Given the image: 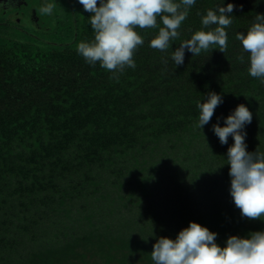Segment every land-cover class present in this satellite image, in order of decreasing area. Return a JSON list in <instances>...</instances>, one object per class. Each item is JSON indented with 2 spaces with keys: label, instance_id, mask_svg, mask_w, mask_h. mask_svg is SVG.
<instances>
[{
  "label": "trees",
  "instance_id": "16d2710c",
  "mask_svg": "<svg viewBox=\"0 0 264 264\" xmlns=\"http://www.w3.org/2000/svg\"><path fill=\"white\" fill-rule=\"evenodd\" d=\"M63 1L66 19L60 6L40 11L52 0H27L30 8L0 20L10 28L0 31V264H152L155 240L174 238L189 221L215 231L221 246L229 235L264 229V220L240 215L229 193L231 135L221 145L211 130L244 103L252 113L246 150L264 151V83L248 75L234 28L227 27L220 56H207L218 49L193 57L186 50L175 68L169 59L220 0H196L165 52L148 46L157 29H137L144 43L136 67L118 79L77 53L93 36L90 13L78 0ZM230 2L237 16L264 5ZM253 19L234 17L233 25ZM209 91L223 103L200 130L196 105ZM171 178L178 189L167 187ZM97 207L114 214L102 218L103 231L94 227Z\"/></svg>",
  "mask_w": 264,
  "mask_h": 264
},
{
  "label": "clouds",
  "instance_id": "9594fccd",
  "mask_svg": "<svg viewBox=\"0 0 264 264\" xmlns=\"http://www.w3.org/2000/svg\"><path fill=\"white\" fill-rule=\"evenodd\" d=\"M12 0H0V7ZM196 0H78L90 13L89 24L93 32L90 40L78 43L76 51L89 65L99 66L118 79L126 68H135L134 53L144 43L137 29H157L149 47L161 52L169 50L179 37L182 22L187 18ZM259 2V0H256ZM233 4L224 0L201 16V27L178 47L172 49L169 59L176 66L184 63L185 51L192 57L209 49L224 53L227 47V27L232 24ZM53 4L45 2L40 11L51 14ZM159 18V26L157 24ZM248 56L247 72L250 77L264 83V13H255L252 23L236 37ZM172 48V47H171ZM243 62L244 56H237ZM167 63V60L165 61ZM223 103L220 93L209 91L197 102L198 118L195 127L202 129L213 116L214 109ZM212 124L211 130L221 145L232 143L226 152L230 177L229 193L240 215L248 219L264 220V151H248L245 143V125L252 113L239 103L223 124ZM199 175V174H198ZM217 233L196 221H189L174 238L158 237L152 245V264H264V229L251 231L246 236L229 235L223 246L216 242Z\"/></svg>",
  "mask_w": 264,
  "mask_h": 264
},
{
  "label": "rangeland",
  "instance_id": "374dc122",
  "mask_svg": "<svg viewBox=\"0 0 264 264\" xmlns=\"http://www.w3.org/2000/svg\"><path fill=\"white\" fill-rule=\"evenodd\" d=\"M53 1V5H54V7L56 8L57 6H60V9L61 10H63L64 11V4H65V6H66V3L63 1V0H57V2H55V0H52ZM73 2L74 3H76V0H73ZM21 7H24L23 9L25 10V9H27V8H30V7H28V6H24V5H22ZM33 8V7H32ZM16 8H9V10H5L6 12H4L3 13V15H0V20L3 18V17H6V19L4 20V22H9V13H13V11L15 10ZM55 10V9H54ZM55 12H56V10H55ZM1 13V12H0ZM261 13H264V5H263V7H262V11H261ZM5 14L6 15H8V17L7 16H5ZM57 15H58V17H62V18H64V19H66L67 18V15H68V11H64V12H60V14H58L57 13ZM233 15V18H232V24L229 26V28H231V30L234 28V33L236 34L237 32H243V31H245L246 29H247V27L250 25H241L240 23H238V22H236V24H235V26L233 25V20H234V17H236L238 20H243V19H252V18H254V16H255V14H254V16H250V15H245V16H237L236 14H232ZM20 17H22V15H20ZM23 17H24V15H23ZM17 20H19V18L17 17ZM22 21H24V26H25V28H27V29H29V28H31L30 27V25H31V21H30V19H28L27 20V18H23L22 19ZM64 25V22L62 23V24H60V26H63ZM4 28H6V31L8 32V31H10V28L8 27V25H6V26H3ZM4 28H2V27H0V31L1 30H3ZM236 41H237V39H236ZM240 42V41H239ZM233 50H235V48L233 49ZM221 53H223V52H221L220 50H216V52L214 53V54H209V55H207V56H220V54ZM233 53L232 52H230V56L232 55ZM226 56L227 57H229V55H227L226 54ZM173 156H170V158H169V161L171 160V158H172ZM173 164V162L170 164V165H172ZM172 172H175V170H172ZM175 174V173H174ZM174 174H173V176H174ZM179 175H177V177H178ZM176 176H174V178H175ZM176 179V178H175ZM175 179H173V178H171L169 181H168V183L166 184L167 185V187L168 188H170V190L172 189V190H176V189H178L177 188V184L176 183H172ZM196 187H198L197 185H196ZM182 192H183V194H185V191L184 190H182ZM106 206V205H105ZM90 207H95L94 205H92V206H90ZM100 207V206H99ZM99 207H97L96 209L94 208V211L96 212V215H95V218H94V221L96 222V226H94V227H97V229L98 230H100V231H103L104 230V224L102 223V218H105L106 220L105 221H113L112 220V218L114 217V214H109L108 212H109V210H110V208H107V209H104V210H100V208ZM109 207V206H108ZM158 209V208H157ZM113 210H115V209H113ZM135 212H137V211H132V213L133 214H135ZM138 213V212H137ZM73 217H78L77 215H74ZM82 222H83V220H82ZM130 226V225H129ZM86 228H89L88 226H86Z\"/></svg>",
  "mask_w": 264,
  "mask_h": 264
},
{
  "label": "water",
  "instance_id": "95a60500",
  "mask_svg": "<svg viewBox=\"0 0 264 264\" xmlns=\"http://www.w3.org/2000/svg\"><path fill=\"white\" fill-rule=\"evenodd\" d=\"M22 5L27 6V5H28L27 0H19V2H18L17 4L12 5L11 8H16V9H18V8H20ZM31 17L37 19V18H36V10H35L34 8H32Z\"/></svg>",
  "mask_w": 264,
  "mask_h": 264
},
{
  "label": "flooded vegetation",
  "instance_id": "af4514ba",
  "mask_svg": "<svg viewBox=\"0 0 264 264\" xmlns=\"http://www.w3.org/2000/svg\"><path fill=\"white\" fill-rule=\"evenodd\" d=\"M19 2V0H12V2L10 4L5 5L4 7H0V14L6 12L5 10H9L10 7H12V5L17 4Z\"/></svg>",
  "mask_w": 264,
  "mask_h": 264
}]
</instances>
